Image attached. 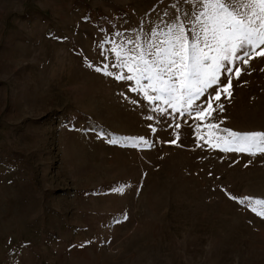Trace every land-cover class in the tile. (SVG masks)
Instances as JSON below:
<instances>
[{"label": "rangeland", "instance_id": "1", "mask_svg": "<svg viewBox=\"0 0 264 264\" xmlns=\"http://www.w3.org/2000/svg\"><path fill=\"white\" fill-rule=\"evenodd\" d=\"M189 9L0 0V264H264V218L230 198L264 199V154L212 148L222 142L206 127L264 132V57L199 122L203 140L194 116L115 79L129 73L112 48L167 31ZM105 63L111 76L95 70Z\"/></svg>", "mask_w": 264, "mask_h": 264}, {"label": "snow or ice", "instance_id": "2", "mask_svg": "<svg viewBox=\"0 0 264 264\" xmlns=\"http://www.w3.org/2000/svg\"><path fill=\"white\" fill-rule=\"evenodd\" d=\"M190 9L167 25V31H149L144 42L128 41L134 47L125 50L112 48L120 68L129 75H116L117 80L135 81L132 91L140 92L150 103L162 101L164 105L180 116H194L198 140L202 125L200 121H211L212 113L223 110L219 103L222 96L231 98L232 80L239 79L242 66L251 59L264 57V0H184ZM163 36V39L160 37ZM112 43V41H106ZM103 48V45H97ZM101 56L105 53L102 51ZM91 66V65H90ZM96 71L111 76L108 64L96 67ZM223 78V82H222ZM142 81H148L143 84ZM215 88V92L209 91ZM156 93L150 95L149 92ZM206 96V99H202ZM199 101V103H194ZM217 107L214 108L213 104ZM152 111L162 115L167 109L157 106ZM152 120L153 117H146ZM222 123V122H221ZM153 132L154 127L149 125ZM179 127V124L176 125ZM209 134L221 143H211L223 152L246 153L255 156L264 154V132L239 133L220 129L219 124L207 123ZM215 129V132L211 130ZM223 133L222 135L220 133ZM178 135L176 139H178ZM108 143L119 141L109 138ZM138 144L151 147L143 137ZM173 140L171 143H175ZM133 146H136L134 144ZM122 192V188L114 189ZM239 204H246L250 210L264 218V199L230 196ZM127 217H125L126 219Z\"/></svg>", "mask_w": 264, "mask_h": 264}]
</instances>
